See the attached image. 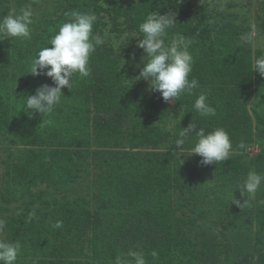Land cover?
<instances>
[{
	"label": "trees",
	"instance_id": "16d2710c",
	"mask_svg": "<svg viewBox=\"0 0 264 264\" xmlns=\"http://www.w3.org/2000/svg\"><path fill=\"white\" fill-rule=\"evenodd\" d=\"M4 8L8 13L9 6ZM259 8L258 27L264 33V0ZM152 11L176 12L168 37L180 33L192 41L189 80L197 79L199 87L178 98L182 114L173 127L144 117L156 102L146 98L132 79L133 68L123 67L119 53L105 43L90 55V75L76 74L51 114L29 118L21 110L27 95L52 84L51 78L27 71L41 48L52 47L49 38L72 12L94 13L93 33L110 26L123 35L138 33ZM31 31V40L0 41V142L13 139L17 145L12 158L0 157V219L6 221L7 238L21 244L16 264H116L117 257L128 259L130 249L143 251L147 264H202L173 208L175 191L186 185V171L181 158L164 147L176 146L180 129L191 122L206 132L223 128L232 150L229 160L213 163L216 174L238 179L248 173L245 146L256 135L264 137V116L248 105L253 85L264 86V77L252 71L264 48L240 44L241 35L253 28L209 1L70 0L56 13L34 14ZM202 92L215 116L194 110ZM190 146L186 142L184 150ZM89 147L91 162L85 156ZM78 184L91 185V210L69 199L59 204L55 193L37 190L47 185L64 193ZM31 211L36 217L28 222ZM56 221L63 227L54 229ZM255 250L257 264H264V218Z\"/></svg>",
	"mask_w": 264,
	"mask_h": 264
},
{
	"label": "clouds",
	"instance_id": "9594fccd",
	"mask_svg": "<svg viewBox=\"0 0 264 264\" xmlns=\"http://www.w3.org/2000/svg\"><path fill=\"white\" fill-rule=\"evenodd\" d=\"M180 0H177L179 3ZM72 19L63 23L55 35L48 40L51 48L43 47L33 57L27 73L33 76L45 75L52 80V84L40 85L35 89L34 95H27L22 109L29 118L40 114L42 118L51 114L61 103L62 89H70L76 74L80 77H88L91 69L88 67L90 55L98 46L105 43L99 34H93V26L97 16L92 12H72ZM34 12L31 5L21 8L19 12L12 11L0 18V41L8 37L20 40H31ZM176 12L169 11L160 14L152 11L139 24L138 33L132 37L141 36L137 47L146 54L140 63L143 67L139 71L136 80L149 81L151 91L159 92L167 103L170 99L178 101L184 94H191L192 90L199 87L197 79L189 80L192 72L194 58L189 51L191 40L180 33L168 37V30L176 25ZM257 33L253 30L244 33L240 37V44L256 47ZM114 47L119 49L120 42L114 41ZM139 67V65H137ZM252 71L264 77V55L254 59ZM207 93L202 92L194 101L193 108L201 116H215L216 110L207 102ZM190 142L188 156L197 155L202 159L200 165L207 166L213 163L229 160L232 143L229 134L223 128H215L206 132L204 128L195 123H189L186 128H181L174 145L179 147V157L184 154V146ZM264 185V174L254 169L249 170L242 183L238 185L241 196L247 193V200L241 204L240 200L234 199L232 194L231 203L242 208L245 204L251 205L256 199V194ZM264 204V201H259ZM36 217L35 211L28 213V222ZM6 221L0 219V264H16L21 253V244L18 240L13 241L3 233ZM52 227L60 229L62 221H56ZM128 259L117 257L116 264H147L143 251L129 250L126 254ZM153 257L156 256L152 252Z\"/></svg>",
	"mask_w": 264,
	"mask_h": 264
},
{
	"label": "rangeland",
	"instance_id": "374dc122",
	"mask_svg": "<svg viewBox=\"0 0 264 264\" xmlns=\"http://www.w3.org/2000/svg\"><path fill=\"white\" fill-rule=\"evenodd\" d=\"M70 0H0V18L12 11L19 12L21 8L31 5L34 14H52L66 6ZM195 1V0H193ZM197 1V0H196ZM200 3L209 1L221 13L233 19L236 23L250 26L257 33L258 45L254 50L264 48V33L258 27L260 5L262 0H198ZM9 6L8 13L4 6ZM110 27V26H109ZM104 27L93 34L103 37L105 44L113 47L121 56L122 66L133 68L132 79L141 85L147 99L156 102V107L145 112L144 117L154 119L168 127H173L181 117L180 105L177 101L164 102L159 92L151 91L149 81L136 80L142 68L141 60L146 55L142 49L137 50L139 37H132L134 33L117 35ZM114 41L120 42V48L114 47ZM139 65V67H137ZM253 114L264 116V86L253 85V98L248 103ZM255 124L259 125L255 119ZM0 157L8 160L12 158L17 145L13 139L0 142ZM93 147L86 149L85 156L91 162ZM173 158L179 157V148L168 144L164 147ZM188 150L180 156L186 171L187 182L182 189L174 194L173 208L178 224L184 232L193 238L196 243L202 264H257L255 253L256 243L262 233V219L264 218V185L256 194L251 205L245 204L242 208L232 204L234 199L241 204L247 200L239 192V187L247 173L238 179H220L213 164L203 166L197 155L188 156ZM244 159L249 170L254 169L264 174V137L256 135L255 140L248 143L243 151ZM92 165V164H91ZM89 165V167H91ZM3 169V168H2ZM48 190L54 199L63 203L69 199L76 206L92 209L95 204L94 192L90 184H78L64 193L55 191V187L47 185L37 190ZM7 237V232L3 233ZM93 260V257H91Z\"/></svg>",
	"mask_w": 264,
	"mask_h": 264
}]
</instances>
